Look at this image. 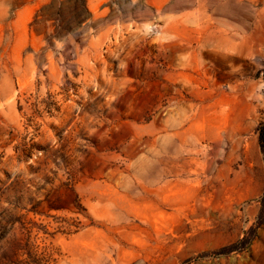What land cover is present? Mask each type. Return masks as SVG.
<instances>
[{
	"label": "rangeland",
	"instance_id": "obj_1",
	"mask_svg": "<svg viewBox=\"0 0 264 264\" xmlns=\"http://www.w3.org/2000/svg\"><path fill=\"white\" fill-rule=\"evenodd\" d=\"M263 130L264 0H0V257L264 264Z\"/></svg>",
	"mask_w": 264,
	"mask_h": 264
},
{
	"label": "trees",
	"instance_id": "obj_2",
	"mask_svg": "<svg viewBox=\"0 0 264 264\" xmlns=\"http://www.w3.org/2000/svg\"><path fill=\"white\" fill-rule=\"evenodd\" d=\"M260 144L262 148L264 149V130L261 132L260 137ZM19 261L17 260L16 255L6 254L4 253L0 257V264H17Z\"/></svg>",
	"mask_w": 264,
	"mask_h": 264
},
{
	"label": "bare ground",
	"instance_id": "obj_3",
	"mask_svg": "<svg viewBox=\"0 0 264 264\" xmlns=\"http://www.w3.org/2000/svg\"><path fill=\"white\" fill-rule=\"evenodd\" d=\"M222 15H224V13H222ZM226 15V14H225ZM220 47V46H219ZM221 48V47H220Z\"/></svg>",
	"mask_w": 264,
	"mask_h": 264
}]
</instances>
